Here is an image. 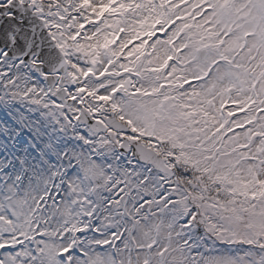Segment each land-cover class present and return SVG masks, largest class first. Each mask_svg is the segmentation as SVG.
Segmentation results:
<instances>
[{
  "label": "snow or ice",
  "instance_id": "6c2138e0",
  "mask_svg": "<svg viewBox=\"0 0 264 264\" xmlns=\"http://www.w3.org/2000/svg\"><path fill=\"white\" fill-rule=\"evenodd\" d=\"M0 264H264V0H0Z\"/></svg>",
  "mask_w": 264,
  "mask_h": 264
}]
</instances>
